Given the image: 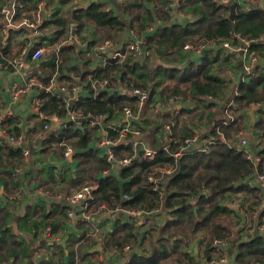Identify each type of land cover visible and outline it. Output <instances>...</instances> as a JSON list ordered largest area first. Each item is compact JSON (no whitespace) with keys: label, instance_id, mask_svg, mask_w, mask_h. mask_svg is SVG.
Masks as SVG:
<instances>
[{"label":"trees","instance_id":"16d2710c","mask_svg":"<svg viewBox=\"0 0 264 264\" xmlns=\"http://www.w3.org/2000/svg\"><path fill=\"white\" fill-rule=\"evenodd\" d=\"M40 1L19 0L29 13L38 7ZM54 1L49 0L50 3ZM56 1L58 5L55 12L44 24L51 29V35L42 40L50 43L59 40L74 21L76 32L80 35L91 23L95 26L99 42L105 39L139 40L144 50L151 51L150 54L145 52L139 58L129 56L123 61L107 64L97 71L99 77H109L113 83L120 81L127 84L131 90L137 87L149 91L141 123H137V127L143 132L152 121L149 113L153 117L154 102L159 96L166 100L180 94L186 98L196 99L197 102H203L206 107H210L207 123L212 122L218 114L217 110H213L216 106L210 102L209 96L227 97L226 80L216 75L213 69L220 53L216 56L207 54L201 63L184 64L183 67L178 65V62L184 60L182 51L184 45L195 44L202 38L219 43L220 39L230 37L232 42H235L237 41L235 34L248 39L264 36V8L260 3L261 0H247L245 5L237 4L235 0L230 3L223 0H133L120 3L116 9H112L105 0L91 1L85 8L76 5L74 7L73 4L72 9L69 4L73 0ZM1 36L0 26V39ZM86 41L96 44L94 39ZM250 48L262 53L264 43H253ZM67 49L69 50L62 55L63 67L71 52L76 51L72 46ZM80 55L85 59L82 65L84 72L79 67L75 68L81 74V79L86 80L91 73L89 68L91 58L84 55L82 50ZM56 59V53L49 52L40 66V72L43 73L45 80L56 71ZM172 60L174 62L170 63L169 61ZM129 96V93L120 95L116 91H105L96 99L85 102L82 109L91 114L107 112L108 120L114 117L118 120L125 105H136L139 101L137 95ZM41 100L42 111L46 116L55 111L64 114L62 100L57 95L45 93ZM234 101L235 106L231 108L233 118L229 119L227 124H224V119L221 118L214 121V128L218 126L212 132V142L207 151L186 152L177 156L180 146L186 138L193 136V131L187 126L180 129L175 127L167 137L169 139L167 143L158 149L153 157L145 156L143 151L138 153L129 143L118 144L114 148L117 158L132 154L134 159L118 174L114 171L104 173L103 170L110 169L111 163L91 146L95 128L76 127L74 123H68L60 133L49 137L42 152H47L51 148V143L57 141L60 145L56 154H61L67 145L75 148L74 157L78 160V171L66 176L68 181L70 179L71 186L64 188L81 189L87 184L96 183L98 189L93 192L92 199L84 208L89 213H93L103 204H122L126 208L146 210L159 207L160 193L153 189L154 182L150 180V176H157L163 167H175L174 172L169 176L166 186L168 193L165 197V207L171 218L159 225L158 237L155 240L150 236L151 249L148 252L133 253L122 264H165L170 258L180 260L189 258L192 261L189 253L183 251V248L189 245L197 234L202 233L207 239L204 254H208L213 249L212 241L227 237L235 222L241 219L238 211L222 203L225 196L229 197L230 193L238 192L250 194L255 197L252 208L253 204H258L264 195L259 187L252 186L247 180L256 168L259 173L264 174V119L252 120L254 126L256 125V128L262 132L259 140L254 144L256 153L260 157L258 164L248 159L245 150L236 145L238 135L246 128L248 117L245 111L253 105L261 104L258 109L259 114L262 116L264 114V66H257L255 71L240 83ZM201 112L196 110L189 113L192 114L194 123L202 122L198 118L199 115L204 118ZM218 128L225 134L226 140L221 139ZM23 158L21 150L14 151L0 146V169L2 168L0 183L3 182L9 192L12 191L8 190L6 178L1 175L3 172L7 173L14 187L22 185L21 178L10 168L25 164ZM50 176L53 178L55 174L52 176L49 172V180L52 179ZM61 180L64 181V175ZM123 193H128L129 198L123 200ZM67 210L68 207L57 204L52 210H45L38 215L33 224L37 227L50 226L52 236H59L66 230ZM33 212H36V209ZM10 218V212L0 206V229L4 226L0 238V264H7L13 255L17 257L15 254L17 241L12 243L8 241L13 239L8 225ZM260 218L264 219V207L260 211ZM114 232L107 240L109 247L122 248L136 240L132 220L125 223L118 222ZM84 235L85 232L78 238ZM46 239L50 241L51 237ZM59 241L52 240L49 244L59 248L55 252L57 259L61 264H66V249L59 244ZM8 244L11 245L10 248H7ZM20 245L22 246L21 243ZM23 251L25 257L34 258L32 249ZM232 251L234 252L235 249ZM68 257L70 259L68 264H72L75 254L70 251ZM84 258L86 255L83 252L81 259ZM257 263L264 264V234L240 243L235 264ZM40 264H53V260H44Z\"/></svg>","mask_w":264,"mask_h":264},{"label":"crops","instance_id":"0c3cea01","mask_svg":"<svg viewBox=\"0 0 264 264\" xmlns=\"http://www.w3.org/2000/svg\"><path fill=\"white\" fill-rule=\"evenodd\" d=\"M92 0H73L69 4L70 8H73L75 5L79 8H85ZM109 3L112 9H116L120 5L119 0H105ZM232 0H228L230 3ZM237 4H241L243 1L246 0H235ZM19 2V0H18ZM58 2L55 0L51 4H55V9ZM262 7L264 8V0L260 1ZM1 5V2H0ZM19 6H21L19 4ZM0 26L2 31L3 20L0 15ZM91 28L92 32L96 33L95 26L89 23L87 25ZM86 26V27H87ZM83 37L88 40L91 38V35L85 34ZM264 37V36H261ZM229 38L230 37H225ZM225 38L220 39L223 40ZM231 40V39H230ZM46 42V41H44ZM57 41L52 42L54 44ZM47 43V42H46ZM50 43V42H48ZM220 45V42L215 45V47H208L204 51L192 53L189 51H185L182 49L184 53V60L178 62V65L183 66L184 64L190 63H201L207 54L211 55L214 54L216 56L218 54V60L214 63V73L223 77L226 80V94L227 97L225 98H213L209 96L210 102H213L216 107H213V110H217L218 114L215 116L212 122H206L208 119V110L210 107H206L203 102H197L196 99H190L179 95L171 96L170 98L163 100L160 96L156 98L154 102L155 110L157 114H154L152 117V123L154 125H149L144 130V136L142 135V141L144 148H150L154 151H157L167 141L169 140L167 137L171 135L175 130L180 129L181 127L187 126L188 129L193 131V136L197 137L195 141L190 145H184L182 151L178 154H184L186 152H195L200 151V145L204 143L207 139L212 141V132L214 129V121L218 120V118L224 119L223 123L227 124L229 119H232L231 115V108L235 106V95L238 94V88L242 81L248 78L249 74L254 72L257 66L263 67L264 66V50L263 52H257L256 50L251 49V51L258 55V60L251 65V70L249 73L244 71V66L249 61V56L244 57L242 53L238 50H227ZM53 46V45H52ZM46 52L44 60L47 57V54L53 50V47ZM226 50V51H225ZM56 53V52H55ZM57 59L59 58L58 54ZM153 55V54H152ZM62 56V55H60ZM69 57V56H68ZM62 61L57 63L56 59V70L57 68H61L64 70L73 69L76 71L75 67H79L82 70V65L85 63V59L81 57L80 53L76 54V52H71L70 57L62 66ZM44 62V61H43ZM42 62V63H43ZM173 63L174 61H169ZM168 62V63H169ZM42 65V64H41ZM56 72V71H55ZM77 72V71H76ZM78 73V72H77ZM3 78L0 77V127L5 126H13V130H8L9 133H14L16 135L19 134H28L29 136L34 135L38 131L43 128L44 123L46 120L40 119L39 116L36 114L35 111L31 108V100L30 99H22L21 101H17L16 103H12L11 99V85L13 84V80L15 79L14 75L11 73H2ZM59 78L61 74H58ZM8 80V83H6ZM61 80V79H60ZM18 81V79H17ZM65 81V80H64ZM64 81L61 80L63 83ZM82 91V90H81ZM57 95L61 99V95L57 93H53ZM8 95L10 96V104H8ZM2 96L4 98H2ZM160 102V104H158ZM209 102V101H208ZM208 104V103H207ZM217 104V105H216ZM131 105V104H130ZM137 105V103H136ZM136 105H132L136 107ZM261 104L253 105L248 108L245 112L247 114L248 120L246 124V128L241 131V133L237 137V147L240 148V138L243 135H246L249 138L250 142V149L253 153H256V148L254 146L255 143L259 140L262 132H257L253 130L251 127L252 119L251 114L254 112L255 120H258L260 116L259 114V107ZM65 108V107H64ZM154 108V106H153ZM203 111L201 112L204 115V118L199 115L201 123L197 124L194 123L192 118V114L189 113L194 111ZM154 111V109H153ZM58 111H55L56 113ZM60 113V112H58ZM61 114V113H60ZM63 118L65 115L61 114ZM219 115V117H217ZM4 117V118H3ZM8 118V119H6ZM109 119V117H108ZM121 123H124V118L122 117L121 113ZM65 120V119H64ZM119 120V119H118ZM117 122V117H114L112 120H107L106 124L114 125ZM68 123H74L76 127L81 126H90L87 121L82 122H74L69 121ZM66 123V126L67 124ZM254 123V122H253ZM253 125V124H252ZM64 123L59 122L56 124H52L45 135V137L41 140H38L32 147H36L35 151L30 157L24 156V163L23 165H17L16 167H11L10 169L12 172H15L18 177L20 174H24V178L22 179V185L18 187H14L13 181L9 178L8 174L3 172L1 177L6 178L7 187L3 185V182L0 183V206L7 209L10 212L11 218L8 223L9 228L11 229V235L13 239H9L8 241L12 243L13 241H17L18 245L15 248V255H13L7 262V264H40L42 261H50L53 260V264H61L58 261L56 256V251L59 248H54L51 246L50 241L52 240L47 239L45 233V226L40 225L39 227L35 226L33 222L38 218L45 210H52L55 205L60 204L61 206L70 207L63 197L56 198L52 195H59L64 193H72L77 191L76 187H72L70 190H67V187H70V179L68 181L67 175L75 174L78 171V160L74 157L75 148H73L72 158L70 156L66 157L64 151L61 154H56L55 152H59L58 146L60 143L52 142L51 148L47 152H42L45 149L46 141L49 137L53 134L60 133L63 128ZM93 127V126H90ZM94 129V138L91 141V146L98 152L99 155L102 157L106 156V148L104 145L101 144L103 139L104 133H102L99 127H93ZM220 137L222 140H226L225 134L220 131V128L217 129ZM166 138H165V137ZM7 137V134H6ZM165 138V139H164ZM1 147H5L10 150L18 151L21 150L19 147L18 149H14L9 143H0ZM244 150V149H243ZM22 151V150H21ZM178 156V155H177ZM3 167V166H2ZM35 167L37 168L35 171ZM2 169V168H1ZM0 169V170H1ZM112 165L110 169L103 170L104 173H109L112 170ZM117 169V168H116ZM114 169L113 171L115 174L117 173ZM175 167H163L159 174L156 177L157 182L160 187V193L163 194V202L161 205V211L158 213L156 217L150 222V225H142L137 222L136 219L131 217L125 211H119L115 216L108 215L100 210V206L96 211L93 213L86 212L82 209L81 206H73L76 211V215L74 217L66 215L65 223H66V230L62 231L59 236H55L58 240H61L65 237H68L66 242V247L62 245L64 249H66L65 262L68 264L70 259L68 257V253L71 251L75 254L74 262L72 264H122L127 261L133 253L143 254L144 252H148L151 249L150 236L154 237V240L158 237L159 225L164 224L171 218L168 209L165 207V197L168 193L167 191V183L169 180V176L174 172ZM51 172L53 178L50 176L48 178V173ZM120 172V170H119ZM118 172V173H119ZM117 173V174H118ZM64 175V181L61 178ZM57 178V179H56ZM56 179L55 182H53ZM93 185H97L96 183H90ZM88 185V184H87ZM61 186V188H60ZM66 187V188H64ZM6 188V189H5ZM98 189V185L96 190ZM95 190V191H96ZM261 190V189H260ZM47 191L49 193H47ZM94 191V192H95ZM122 194L123 200H126ZM128 194V193H127ZM232 193H230L231 195ZM231 196H225L222 200V203L226 205L227 199ZM107 207L119 206L121 208H126L122 204H113V205H106ZM228 205V204H227ZM226 205V206H227ZM231 208V207H230ZM36 209V212H33ZM235 211L237 209L232 208ZM84 212V213H83ZM88 216V218L85 217ZM129 220L133 221L134 224V232L136 235V240L127 243L122 248H112L109 247L107 244V240L109 237L115 233V229L117 227V223H125ZM236 220V219H235ZM155 223V225L152 223ZM238 221L235 222L234 226L231 229V233H234V236L230 237L231 247L229 250L235 249V251L240 250V243L244 242L245 240L251 238L250 236H241V232L237 230L236 224ZM32 223V225H31ZM84 223L85 225H83ZM4 226H2L3 228ZM2 228L0 229V238L2 237ZM85 232V235L82 238H78L81 236L82 233ZM157 234V235H156ZM230 234L228 236H230ZM200 233L197 234L189 243V245L183 248V251L189 253V257L193 259L192 261L189 258H184L182 260L177 258H170L166 261L165 264H168L172 261H177L179 264H195L200 260L202 253L205 251V244L201 243V239L199 237ZM263 235V234H262ZM227 236V237H228ZM261 236V234L256 235ZM255 237V236H253ZM224 239V238H223ZM8 243V242H7ZM22 244V246L20 245ZM50 243V244H49ZM9 245V244H8ZM9 245L7 248H10ZM32 249V254L34 258L25 257V253L23 250ZM85 249V250H84ZM70 250V251H69ZM86 255V258H82V254Z\"/></svg>","mask_w":264,"mask_h":264},{"label":"built area","instance_id":"2783aa9c","mask_svg":"<svg viewBox=\"0 0 264 264\" xmlns=\"http://www.w3.org/2000/svg\"><path fill=\"white\" fill-rule=\"evenodd\" d=\"M120 3L131 2L133 0H119ZM228 3V0H224ZM246 1L241 4L245 5ZM19 4L21 6H19ZM55 12V4H51L49 0H41L38 7L31 13L20 3L18 0H2L0 5V15L3 20L2 36L0 41V72L11 73L15 79L11 85V101L16 103L22 99L31 100V108L40 119L46 120L43 128L29 136L28 134H12L8 130H13V126L0 127V143H9L14 149L21 148L25 157H30L35 151L36 147H32L38 140H41L47 134L50 126L59 122H63L64 126L69 121L82 122L87 121L90 126L99 127L100 131L104 133L101 144L105 146L106 158L112 165V170L118 168L121 170L125 166L132 163L134 155H126L117 158L114 153V148L120 143H129L138 153L143 151L145 156L153 157L156 151L150 148H144L141 138V131L137 127V123H141L143 110L145 109L147 100L149 98V91L141 88H133L132 90L127 84L122 82L113 83L109 77H99L97 71L107 64L117 63L123 61L129 56L140 57L146 52L150 54L151 51H146L143 48L141 41H128L125 40L122 47L121 41L114 39H105L99 42V37L96 33L92 32L91 28L87 27L82 31V34L76 32V24L71 22L65 35H62L58 42L46 43L42 40L51 35V29L44 26L47 20ZM85 34L91 35L88 40L94 39L96 44H90L88 41L84 42L83 36ZM237 41L232 42L229 38L220 41V45L228 50H238L244 57L249 56L248 63L244 66V71L249 73L251 65L258 60V55L251 51L250 46L253 43H264V37L248 39L240 34H235ZM42 41V44L40 42ZM218 42L210 41L202 38L195 44L184 45L183 50L192 53L204 51L208 47H215ZM32 45L31 50L29 47ZM53 45V46H52ZM53 47V50L58 54L59 58L57 63L62 61L63 52H67L69 47H74L76 54L82 53L91 58L89 65L91 73L88 74L86 80L81 79V74L73 69L64 70L60 67L56 72L45 80L43 73L40 72V66L44 61L46 52ZM84 72V68L82 69ZM40 72V73H39ZM61 74L60 78L58 74ZM119 74L116 75L118 77ZM18 79V81H17ZM64 81L63 83L61 80ZM82 90V91H81ZM105 91H116L117 94L123 95L129 93V97L138 96L139 101L136 107L127 104L122 109V117L117 120L114 125L106 124L109 113L101 112L98 114H91L85 112L82 106L89 100H94L96 97ZM45 93H57L61 95L62 104L65 107V118L58 112L46 116L43 111V102L41 97ZM160 104V102H158ZM154 114H157L154 105ZM4 118V117H3ZM65 119V120H64ZM7 134V137H6ZM222 138V137H221ZM197 137H189L184 140L180 146L179 152L182 151L183 146L192 144ZM211 140L207 139L200 145V151H207L210 148ZM240 147L245 150L248 159L253 160L254 163L260 162V157L253 153L250 149L251 145L249 138L246 135L240 138ZM73 148L70 145L64 149L66 157L71 156ZM179 152L176 153V155ZM150 180L154 182L153 189L160 193V187L154 175L150 176ZM249 183L254 187H259L264 192V174L259 173L257 168L255 172L250 175ZM97 185L88 184L83 188L72 193H64L49 196L56 198L63 197L65 202L69 204L67 214L70 217L76 215L73 206H81L84 210L88 201L92 199L93 192L96 190ZM47 193H49L47 191ZM227 199L226 205L229 207H237V211L241 214L242 220L236 225L237 230L241 232V236H256L264 234V219L260 218V211L264 207V195L258 204L252 203L255 197L244 192L232 193ZM125 199L129 195L124 194ZM161 205L163 202V194L160 193ZM161 205L152 210L146 209H132L121 208L119 206L107 207L102 205L99 211H103L108 215L115 216L119 211H125L131 217L137 220L139 224L150 225V222L161 211ZM84 213V212H83ZM88 218L87 215H85ZM46 236L51 237L52 240H57L52 236V228L50 226L45 228ZM232 234V233H231ZM230 236L224 239H215L212 241L213 249L208 253H202L200 260L195 264H235L238 251L229 250L231 247ZM234 236V233L232 234ZM53 237V238H52ZM168 264H179L177 261H172ZM192 264V263H191ZM261 264V263H257Z\"/></svg>","mask_w":264,"mask_h":264},{"label":"rangeland","instance_id":"374dc122","mask_svg":"<svg viewBox=\"0 0 264 264\" xmlns=\"http://www.w3.org/2000/svg\"><path fill=\"white\" fill-rule=\"evenodd\" d=\"M0 77L3 78V75L0 74ZM2 98H4V97L2 96ZM8 98H9V99H8L7 102H8V104H10V96H9V95H8ZM252 113H254V112H252ZM149 115H150V119H152V114L149 113ZM259 118H260V119H264V114H263V116H260ZM252 124H253V125H252ZM252 124H251V127L253 128V130H255V131H257V132H261L260 129H257V128H256V125L254 126L255 123L252 122ZM149 125L151 126V125H154V124L150 121V123H148V126H149ZM144 129H146V128H144ZM141 133H142V134H141V137H142V135L144 136V134H143L144 132L141 131ZM36 169H37V168L35 167L34 171H35ZM254 172H255V171H254ZM252 174H253V173H252ZM252 174H251V175H252ZM247 180L249 181V178H247ZM229 195H230V194H229ZM240 220H242V218H241ZM240 220H239V221H240ZM239 221L237 222L236 225H238ZM153 224L155 225L154 222L152 223V225H153ZM156 235H157V234H156ZM199 237H200V239H201V243H204V244H205L206 241H207V239L204 238V236H203L202 233H200ZM204 239H205V240H204ZM148 243H149V245H150V242H148ZM211 246H212V245H211ZM212 247H213V246H212Z\"/></svg>","mask_w":264,"mask_h":264},{"label":"water","instance_id":"95a60500","mask_svg":"<svg viewBox=\"0 0 264 264\" xmlns=\"http://www.w3.org/2000/svg\"><path fill=\"white\" fill-rule=\"evenodd\" d=\"M92 1H96V0H92ZM188 19H189V18H188ZM124 42H125V40H122V41H121L120 47L123 46ZM31 48H32V45L29 47V50H31ZM6 83H8V80H6ZM251 116H252V120L255 121L254 113H252ZM69 158H72V155H71ZM115 171L118 173V172H119V169L117 168ZM20 177L23 179V178H24V174L21 173V174H20ZM235 209H237V207H235ZM67 239H68V237H65V238L61 239V240L59 241V244H62L63 246L66 247Z\"/></svg>","mask_w":264,"mask_h":264},{"label":"clouds","instance_id":"9594fccd","mask_svg":"<svg viewBox=\"0 0 264 264\" xmlns=\"http://www.w3.org/2000/svg\"><path fill=\"white\" fill-rule=\"evenodd\" d=\"M224 1V0H223Z\"/></svg>","mask_w":264,"mask_h":264}]
</instances>
